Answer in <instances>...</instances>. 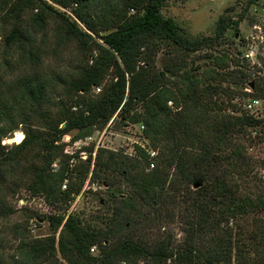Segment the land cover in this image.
Masks as SVG:
<instances>
[{
	"label": "trees",
	"instance_id": "16d2710c",
	"mask_svg": "<svg viewBox=\"0 0 264 264\" xmlns=\"http://www.w3.org/2000/svg\"><path fill=\"white\" fill-rule=\"evenodd\" d=\"M166 2L0 0V69L15 73L0 81V187L51 207L29 217L48 234L17 227L14 254L0 264H264V160L250 153L264 120L245 107L264 99V78L227 48L188 66L190 54L237 34L238 21L221 15L213 35L190 38L162 15ZM51 56L59 69L48 68ZM110 121L143 126L157 151L152 169L144 146L133 155L97 149L94 159L92 146L67 152L65 136L72 143ZM17 130L19 143L1 144ZM87 180L107 186L105 211L92 219L69 211ZM12 211L0 196V219ZM175 218L180 239L166 229L149 236Z\"/></svg>",
	"mask_w": 264,
	"mask_h": 264
},
{
	"label": "rangeland",
	"instance_id": "374dc122",
	"mask_svg": "<svg viewBox=\"0 0 264 264\" xmlns=\"http://www.w3.org/2000/svg\"><path fill=\"white\" fill-rule=\"evenodd\" d=\"M249 1L250 0H167V2L164 3V6L161 8V13L163 16L175 20L177 25L182 30H184L186 35L190 38H200L203 36L213 35L218 18L224 14L228 15L232 20L238 21L237 34L235 33L234 28L227 30L224 39L221 38L220 44L211 46V48H205L203 51L190 54L188 62L191 58H196L198 55L200 57L203 56L205 51L209 52L210 49H212L214 53H217L222 48H227L228 50L230 49L238 58L237 54L241 47V37L244 35L248 36V33L250 32V25L259 22L262 20V18H264V12L259 9L260 6H263L264 0H256L253 4H248ZM169 50L176 51L173 47L168 45L162 46L163 52ZM74 55L75 53L71 49L66 50L63 57L68 59L69 57H75ZM161 55L162 53L159 54L158 59L161 58ZM53 57L54 56H51V58L49 57V59H47L48 68L59 69L58 65L61 63V61L57 62L55 61L56 57ZM197 64L203 66V59L193 62V65ZM191 65L192 62H189L188 66ZM262 65L264 66L263 63ZM157 66L161 68L160 60H157ZM260 71V75L264 78V69L262 68ZM4 74V70L1 68V82H8L13 78V76H15V73L10 74V76ZM247 85L248 84L245 85L244 90L248 89L252 91V84L249 83L250 86ZM231 86L234 87L230 84V87ZM238 101L244 102V100ZM251 111L256 112L257 116L264 120V99H260V104ZM113 126L114 123H111L110 121L103 130L95 131L91 135L93 137L92 141H88L83 146L84 148L91 146L93 147V159L97 149L120 151L126 155L134 154L135 145H139L141 147L144 146L146 150L151 149V147L148 146V141L140 133V125L136 124L124 127L117 126L116 128ZM16 134L19 135V139H16ZM21 137L22 132L17 130L13 133L12 138L2 140L1 144L20 142L22 140ZM261 138L262 142L258 144L255 149L253 148L250 151V153L255 156L254 158L258 160H264V133L261 134ZM63 141H70V136H65ZM154 162H156V159H154ZM52 167L55 169L56 165L53 164ZM92 168L93 165H91V169ZM260 170L261 168L256 170L257 178L261 179L258 185L259 187L264 188V177ZM106 187V185H90L87 180L79 195H77L72 200L69 211H80L82 214H84L85 219H92L100 213H103L105 209L101 207L100 202L102 200L108 199L107 192L105 191ZM121 188L125 191L127 190L125 185H123ZM11 189L4 185L0 187V196L3 199V210L6 211L11 208L13 209L9 216L0 219V255H2L4 259L8 257L10 258V256L14 254L15 247L18 243L17 239L19 237L17 233V227H22L23 232H25L24 229H28V235L32 236L33 238L44 237L49 232L47 223H38L32 218L29 219V217L33 215V212L37 217H41L49 214L51 211L50 205L44 201L42 195H34L29 191H24V189L18 191L15 190V188H13L15 190V192H13ZM20 197L24 198L25 200H19ZM178 221L179 219L175 218L173 222L170 224L167 223L166 225H164L161 220L157 221L154 225L155 228L147 230V232L150 231L149 236L154 238L157 235H166L165 232L162 234L163 230L166 229L174 235L173 240H178L183 235L179 231L181 225L179 226L180 223ZM147 222L146 223L148 226L149 224L151 225L150 221ZM162 225H164V227L160 228ZM92 249L94 250V247Z\"/></svg>",
	"mask_w": 264,
	"mask_h": 264
},
{
	"label": "built area",
	"instance_id": "2783aa9c",
	"mask_svg": "<svg viewBox=\"0 0 264 264\" xmlns=\"http://www.w3.org/2000/svg\"><path fill=\"white\" fill-rule=\"evenodd\" d=\"M256 9V7H255ZM254 9V10H255ZM260 10L264 12V3L263 6L259 7ZM263 22V23H259ZM253 23L250 25V32L248 33V36L244 35L241 37L242 41L240 42V49L238 50L237 56L240 59H243L250 63L252 67L258 70V74H261L260 69H264V18H262L261 21ZM264 73V71H263ZM261 76V75H260ZM264 76V75H263ZM251 84V83H250ZM247 86H250L249 84ZM97 91L99 89H96ZM246 92H250V90L245 89ZM260 104V99L258 98H249L245 102V107L248 110H254L258 105ZM143 129V126L140 127V130ZM92 136H87L84 139L76 140L72 143L70 141H66L68 143L67 145V152H72L75 150H80L82 147L88 142L92 141ZM70 149V150H69ZM82 159L86 157V152L81 151ZM147 154L149 156V168L152 169L154 167V159L157 156V151L155 149H149L147 150ZM261 173L264 177V169L261 170ZM93 249H91L92 251Z\"/></svg>",
	"mask_w": 264,
	"mask_h": 264
},
{
	"label": "water",
	"instance_id": "95a60500",
	"mask_svg": "<svg viewBox=\"0 0 264 264\" xmlns=\"http://www.w3.org/2000/svg\"><path fill=\"white\" fill-rule=\"evenodd\" d=\"M15 136H16V139H19V135L18 134H16ZM22 138H23V134H22Z\"/></svg>",
	"mask_w": 264,
	"mask_h": 264
},
{
	"label": "clouds",
	"instance_id": "9594fccd",
	"mask_svg": "<svg viewBox=\"0 0 264 264\" xmlns=\"http://www.w3.org/2000/svg\"><path fill=\"white\" fill-rule=\"evenodd\" d=\"M17 143H19V142H17Z\"/></svg>",
	"mask_w": 264,
	"mask_h": 264
}]
</instances>
